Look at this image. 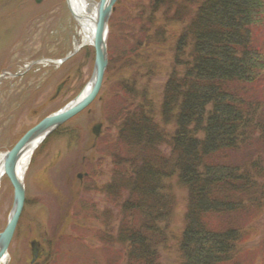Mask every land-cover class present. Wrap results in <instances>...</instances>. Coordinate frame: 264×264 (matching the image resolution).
<instances>
[{"label": "trees", "instance_id": "trees-1", "mask_svg": "<svg viewBox=\"0 0 264 264\" xmlns=\"http://www.w3.org/2000/svg\"><path fill=\"white\" fill-rule=\"evenodd\" d=\"M179 1L150 6L141 28L149 37L136 45L148 49L145 58L113 62L109 51L107 71L130 61L150 77L148 52L167 41L165 29L175 39L159 104L125 87L115 115V140L126 151L108 188L125 199L116 242L124 264H165L162 232L170 227L162 223L177 206L175 181L187 208L177 259L166 264H264V235L262 251L246 248L261 234L249 225L264 211V0Z\"/></svg>", "mask_w": 264, "mask_h": 264}, {"label": "rangeland", "instance_id": "rangeland-1", "mask_svg": "<svg viewBox=\"0 0 264 264\" xmlns=\"http://www.w3.org/2000/svg\"><path fill=\"white\" fill-rule=\"evenodd\" d=\"M21 1L25 2L20 11L23 21L9 19L0 22V71L4 65L8 66L10 52L19 48L27 63L37 58L62 59L82 42L78 20L71 14L67 0ZM119 1L114 37L109 39L110 58L113 62L121 61L124 56L145 58L148 49L137 50L136 45L140 39L149 37L141 33V28L156 0ZM7 2L9 0L4 4ZM183 3L185 1L180 0L178 6ZM141 7L146 10L140 11ZM165 33L167 41L164 45L156 48L155 55L148 52L155 58L154 74L145 77L148 68L135 69L130 61L126 63V69L112 66L93 103L38 146L37 149H42L24 176L25 206L9 247V264H31L33 240L41 241L46 253L33 264L126 263V249L116 242L124 218L122 202L125 199L123 195L119 201V194L114 195L108 190L114 181L116 158L126 154L115 140L119 129L115 115L120 107L125 106L122 99L127 97L125 87L134 88L159 104L171 70L172 42H175L166 29ZM20 39L21 42H17ZM94 60V47L86 44L61 65L49 62L35 66L36 70L33 68L22 79L3 78L0 83V152L4 154L27 129L76 97L92 77ZM140 78V82L135 83ZM63 81H67L65 88L52 101L57 86ZM129 95L133 96L134 92ZM97 122L102 123V129L95 140L92 127ZM78 174L84 176L78 178ZM173 189L177 206L172 217L162 223L163 229L170 227L162 232L167 242L161 253V262L165 264L177 259L178 237L184 227L187 208L186 189L175 181ZM13 193V185L5 175L0 188V231L8 221ZM254 223L261 234L247 242L246 248L262 251L264 211L249 226ZM58 252L59 255H55Z\"/></svg>", "mask_w": 264, "mask_h": 264}, {"label": "water", "instance_id": "water-1", "mask_svg": "<svg viewBox=\"0 0 264 264\" xmlns=\"http://www.w3.org/2000/svg\"><path fill=\"white\" fill-rule=\"evenodd\" d=\"M69 1V0H68ZM118 0H99L91 2L94 17V33L92 45L95 49V61L92 77L77 97L71 100L58 111L46 116L35 126L29 129L12 149L4 154V173L9 177L14 187L13 206L9 214L5 229L0 232V259L8 254L9 246L15 234L23 207L25 204V183L20 178L17 168L21 158L31 149L37 148L48 136L55 132L66 121L87 108L99 94L103 85L104 76L109 65L108 39L110 33V18L115 10ZM69 3V2H68ZM71 13L76 19H79L76 11L70 6ZM74 53L67 56L69 58ZM63 85L58 88L60 92ZM101 124L93 127L96 136L100 135ZM33 250L34 259L38 257V248L36 242Z\"/></svg>", "mask_w": 264, "mask_h": 264}, {"label": "bare ground", "instance_id": "bare-ground-1", "mask_svg": "<svg viewBox=\"0 0 264 264\" xmlns=\"http://www.w3.org/2000/svg\"><path fill=\"white\" fill-rule=\"evenodd\" d=\"M70 6L73 10L76 11L79 19H77V23L80 26V33L82 36V42L85 44H91L93 40L94 33V23L92 18L94 17L93 7L88 1L85 0H69ZM80 44V43H79ZM47 63V61H44ZM35 149L29 150L20 160L17 172L20 178H23L27 171L29 170V166L34 155ZM4 160L3 153L0 152V188L2 185V180L4 178ZM10 262V254H5L0 259V264H9Z\"/></svg>", "mask_w": 264, "mask_h": 264}, {"label": "flooded vegetation", "instance_id": "flooded-vegetation-1", "mask_svg": "<svg viewBox=\"0 0 264 264\" xmlns=\"http://www.w3.org/2000/svg\"><path fill=\"white\" fill-rule=\"evenodd\" d=\"M6 0H0V22H6V20L12 19L14 21H23V18L20 17V11L23 8V5L25 2H22L21 0H9L7 2V5L4 4ZM5 9H9L8 11L3 12ZM10 20V21H12ZM8 21V22H10ZM26 23V22H25ZM6 41V40H5ZM17 42H21V39ZM11 46H14L13 43ZM16 52V53H15ZM15 52L11 53V60L9 57V64L8 66L4 65V69H8L4 72L7 74L4 76L7 79L15 80V79H22L25 76H27V72L23 70V65H25L26 59H24L22 56L23 53L19 50H16ZM18 68V69H16ZM16 69V71H15ZM1 73V71H0ZM40 256L38 260H40L46 253H44L43 244L40 242ZM44 259V258H43ZM45 260V259H44ZM48 262H45L44 264H47Z\"/></svg>", "mask_w": 264, "mask_h": 264}]
</instances>
